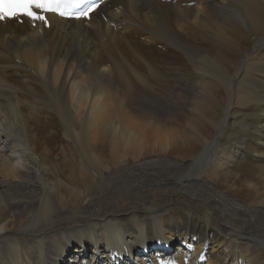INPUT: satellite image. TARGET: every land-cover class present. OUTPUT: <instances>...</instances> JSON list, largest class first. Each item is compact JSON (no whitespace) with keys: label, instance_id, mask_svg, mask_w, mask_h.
<instances>
[{"label":"bare ground","instance_id":"1","mask_svg":"<svg viewBox=\"0 0 264 264\" xmlns=\"http://www.w3.org/2000/svg\"><path fill=\"white\" fill-rule=\"evenodd\" d=\"M105 1L0 21V264H264V0Z\"/></svg>","mask_w":264,"mask_h":264},{"label":"snow or ice","instance_id":"2","mask_svg":"<svg viewBox=\"0 0 264 264\" xmlns=\"http://www.w3.org/2000/svg\"><path fill=\"white\" fill-rule=\"evenodd\" d=\"M81 5L87 6L88 0H0V21L23 15L31 21L39 20L47 23L44 12H58L61 16H69L74 15L71 9L80 8ZM93 7H87V10L76 13V18L86 17ZM65 9L68 10L65 11ZM200 258L204 259L203 256ZM167 264H175V262L168 261Z\"/></svg>","mask_w":264,"mask_h":264},{"label":"rangeland","instance_id":"3","mask_svg":"<svg viewBox=\"0 0 264 264\" xmlns=\"http://www.w3.org/2000/svg\"><path fill=\"white\" fill-rule=\"evenodd\" d=\"M158 47H160V45H158Z\"/></svg>","mask_w":264,"mask_h":264}]
</instances>
